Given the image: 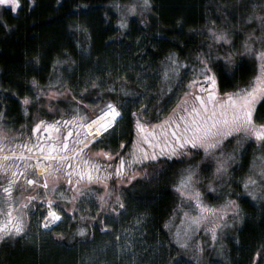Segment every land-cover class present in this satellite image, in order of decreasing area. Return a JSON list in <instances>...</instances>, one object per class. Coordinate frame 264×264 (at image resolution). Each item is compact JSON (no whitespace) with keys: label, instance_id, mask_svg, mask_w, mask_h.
<instances>
[{"label":"trees","instance_id":"obj_1","mask_svg":"<svg viewBox=\"0 0 264 264\" xmlns=\"http://www.w3.org/2000/svg\"><path fill=\"white\" fill-rule=\"evenodd\" d=\"M121 1L126 0H21L17 13L14 14L9 8L1 10L0 82L7 91V97L1 99L0 109L5 113L8 123L15 125L25 122L23 98L31 97L35 90L39 92L44 88L53 79L57 63L63 62L62 81L65 89H71V92L55 100L54 105L58 108L65 106L69 110L73 106V97L82 102V108L87 110L92 103L106 100L117 104L123 102L122 128L117 129L116 134L107 140V147L99 144L90 147L89 151L103 147L117 150L119 155L124 156L133 143L135 120L139 118L148 127L152 126L173 107V100H169L175 93L173 86L164 82L168 88L165 92H158L161 79L155 69L170 65V55L181 68L186 64L198 63L200 54L209 57L206 49L209 43H214V39L207 32L214 22L222 21L229 30L234 31L233 42L237 45L248 35L246 31L255 29V34L260 35L255 28L256 23L249 21L245 24L241 14L246 18L253 4L257 5V14L264 10L263 0H150L149 12L143 20L131 18L128 30L121 33L115 20L104 12L107 5ZM238 22L240 27H236ZM72 25L83 26L88 34L89 42L88 45L84 44L83 50L80 49V39L70 30ZM123 41L129 45L125 53L128 54L127 60L119 58L116 53L117 49H120L119 52L123 50L119 46ZM37 57L39 63H36ZM214 63L223 65L224 61L220 59ZM116 67L120 69L116 70ZM251 74L250 65L241 62L233 71V76L225 77L220 72L219 87L223 91L229 90L238 83H246ZM97 77L103 82L93 90L90 81ZM33 80L38 87L33 86ZM82 89L87 91L82 92ZM40 105H49L46 96L35 106L29 107L30 110L27 108L31 114H35V120L49 122L60 116L58 111L49 113ZM256 116L264 122V100L258 104ZM43 131L44 128L40 134ZM121 141L125 144L122 149ZM148 145L145 147L147 151ZM251 146L249 144L243 156H240L244 157L243 173L233 176L243 177L248 173ZM253 151L264 155L263 149ZM183 162L182 159L160 156L156 161L133 166L142 169L144 176L130 183L128 190L123 192L124 202L129 201L145 216L148 223L147 238L150 241L162 237L161 242L170 243L171 235L166 225L182 202L180 194L173 191L172 183ZM259 194L255 201L246 195L238 199L240 227L234 238L229 235L225 237L222 257L225 264H264V186L260 187ZM171 246L176 254H181L177 246ZM195 249L210 255L204 244L200 249ZM29 252L30 264H64L60 263L61 256H57L56 250L57 255L55 253L51 258L37 249H29ZM189 258L188 255L179 256L181 262L192 264ZM154 261L162 264L157 258ZM5 264L12 263L6 260Z\"/></svg>","mask_w":264,"mask_h":264},{"label":"rangeland","instance_id":"obj_2","mask_svg":"<svg viewBox=\"0 0 264 264\" xmlns=\"http://www.w3.org/2000/svg\"><path fill=\"white\" fill-rule=\"evenodd\" d=\"M58 1L60 2L61 0ZM133 6H135L134 12L130 10ZM262 6L264 7V0L262 2ZM3 8L8 7L6 5H0V12ZM18 8L13 11L14 14L17 13ZM149 9L150 6L145 7L143 0H126L107 5L104 12L115 20V25L119 27L122 30L121 33H123L128 30L131 18L137 17L140 21H142L149 12ZM122 21L127 23V27L122 28L120 26V22ZM211 26H214V28ZM211 26V28H208L207 32L210 37L212 36L213 38V34L209 31V29L214 30L216 33L226 31L229 33L233 41V36L235 34L234 31L229 30V28H227L222 21L221 23L214 22ZM240 26L241 24L238 22L236 27ZM255 28L259 31L258 26ZM70 30L75 32L78 40L80 39V49L85 43L88 45L87 42H89V37L83 26L80 25V28H77L76 25H72ZM252 31L253 30H249L246 32L249 34ZM244 40L238 43L239 46L235 42L230 45H225L223 42L215 40L214 43H209L206 52L209 55L207 58L210 66L215 65L214 62H216L217 57L222 58L226 53H231L232 63L228 65L226 71L222 72L225 77L233 76V71L241 62H247V64L250 65L252 72L246 83H238L233 88L225 91L221 89L222 92H220V88L218 86L220 85L221 71L219 68L213 67V71L217 73V90L215 89L217 95L215 99L211 101L208 100L207 96L208 91L211 90L208 87V82L203 81L202 77L198 76L201 69V64L198 58L199 56L197 57L198 63L195 65L186 64L181 68L179 64L173 65L171 63L170 65H163L156 68L155 70L159 72V76H157L161 79L158 86V92H165L164 90L168 88L164 82H167L169 86H173V92L175 93L173 97H169V100H173L174 104L172 109L168 111L166 115L159 117L158 121L153 124L158 126L155 129H153V125L148 127V125L144 123L146 125V133L150 134L155 131L157 136H160L162 132L159 125L162 121L168 120L169 117H171V122L169 123L167 129V139L172 142L169 145V147H171L174 145L175 141L170 133L175 128V125L179 123L181 125L180 131H183L184 122L179 121L178 117L185 115V110L190 112L193 107H201L200 101L197 97H202L207 106L211 108L213 104L219 106L220 104L226 103V93L236 94L238 89L250 90L254 86L258 88L264 86V67H262V65H264V61L254 55L245 54L243 47ZM250 43H253L257 50L262 47V45L256 42L250 41ZM119 46L120 48L123 47V50L121 49V52H119L120 49H117L116 53L118 57L127 60L128 54L125 53L129 50V45L123 41V43L119 44ZM98 64L99 62L97 61V65ZM63 65V62L57 63L54 68L52 76L53 79L43 86L45 89H49L50 91L56 90V81L58 79L63 80L64 78V72L62 69L64 67ZM173 68H178V71H173ZM119 69V67H116V70ZM165 72H167V76H165ZM257 77H260L259 81L256 79ZM193 80H196L197 83L190 85L189 82ZM201 84H203V91L200 87ZM44 88H41L40 91L44 90ZM6 97L7 91L0 82V105H2L1 99ZM262 100H264V97H257L254 112V119L257 124L264 123L256 116L258 104ZM107 101L108 100L104 102L92 103L89 110L82 108L81 106V112L91 116L92 114H95L96 110L103 106ZM73 107L74 105L70 106L69 110L65 106L59 107L58 112L60 116L55 120H70L72 116L75 115L72 111ZM44 109L48 111V106H44ZM122 118L119 119L117 126L118 130L122 128ZM188 119H190V117H188ZM136 121L137 119L134 123V130H132L134 137L132 146L126 154H124L126 160L127 157H129V160L132 159L131 154L133 152L139 155L140 149L147 146V142L142 141L141 135L136 130ZM37 122L38 120H35L31 126L29 124L12 125L7 122L5 113H3L1 108L0 138L6 137V139H3V143L5 145L15 146L14 150L17 155L23 154L28 150L19 147V145L24 144L19 141H22L20 140L21 138L25 139L23 137L25 135V137H27L30 131L31 134L29 136L31 138H35L36 143L40 141V131H42L43 128L38 129L36 132L32 131ZM52 135L56 136L58 134L54 132ZM149 139L153 140V143L157 140L156 137L151 135H149ZM217 139H219V137H217ZM24 141H26V139ZM25 143H28V145L31 146L35 144L34 140L31 141V144L29 140ZM163 144L164 140L160 139L158 145H156L155 151L159 152L161 147H163ZM249 144H252L251 149L249 148L252 156L247 171L248 173H245L246 175L244 174L245 176L243 177H235L233 175L243 173L245 164L244 157L242 158L240 156H243L244 151ZM75 147L76 145L71 142L68 152H71V150ZM148 147V153L151 154L153 146L148 145ZM100 149H103V147H98V149L94 151L88 150L85 153V159L95 156ZM254 149L264 150V142L249 136L244 131H240L232 132L231 135L226 136L217 150L207 154L202 148L193 151L191 146H189L188 151L192 153L191 156L184 155L183 153L176 156H163L169 159H182L184 161L178 169V176L172 183L173 191L180 194L182 202L173 215V219H169L170 221L168 220L166 227L169 231V236L171 235L170 243L177 246L183 256L188 255L192 264H225L222 259L225 252V237L229 235L234 238L236 231L240 227V212L239 216H237L228 202L235 201L238 206V199L240 197H244L245 195L255 201V199H257L260 195V187L264 186V178L261 176L262 171H264V155L261 154V152L253 151ZM164 150L166 152L168 151L167 148ZM115 152H117V150H115ZM11 154L12 151H10L7 147L0 150V155ZM38 155L40 154L36 152L33 154V157ZM195 155L197 156L194 158ZM158 157H160V155H157V158ZM218 160H223L225 164V170L221 174H217L216 172ZM13 162L18 161L10 160L5 163L12 164ZM97 162L101 164L119 163V161L115 158L113 160L101 158ZM35 163L36 161L33 159L31 164L33 165ZM78 163H80L79 160L71 162L72 165ZM145 163L147 162H144V164ZM189 168L194 170V180L188 189V192L191 193L193 190L199 191L201 201L207 208L212 209V212L205 211L201 213L194 200H190L187 196L181 195V191L178 186L181 178L186 176V170ZM139 169V167L133 168L132 166L127 170L128 175H133L136 172L142 173V169H140V171ZM38 170L39 167L35 168L34 173H31L28 178L34 179L37 175H39ZM66 170L68 169H65L64 171ZM105 170L108 169H102V171ZM57 176H59L58 190L66 191V193L70 196L74 195V191L66 182L64 172H60L58 175H55L53 171L48 177L49 183L51 184L55 181ZM143 176L144 175L137 176L133 181L136 179H142ZM249 177L256 180V184L249 185L245 188V181ZM8 178H10V173L5 174L0 172V205H2V202L6 198V194L3 192V187L6 186ZM72 180L75 182V175H73ZM42 183L43 177H41V185ZM129 185L130 183L126 182V178L118 180L115 177L102 179L99 182L93 181L90 184L87 181L82 182L79 185L81 190L85 191L90 189L95 195L85 196L82 199H77L75 201L64 202L61 200L60 203L64 204L66 208L72 209L75 207V210L66 212L62 221H59V223L48 232L43 229V216L46 215V212L39 207V201L32 202L36 205V207L29 206L28 208H24L22 211L15 210L13 212L14 216L23 217L25 232L19 234L18 237L10 238L6 241H0V264H5L6 260L12 264H30L29 249H37L39 253H46L49 258L57 252L58 255L57 253L56 255L61 256V259H59L60 263L64 264H158L157 261L152 262V260L156 258L161 260L162 264H185L179 259L181 254H176L170 243L165 244L160 241L162 240V237L160 240L156 239L157 241H150L147 238V219L143 214H140L139 209L134 207L129 201L125 202L126 207L118 213H113L111 211V209L118 207V205L114 203L117 196H120L124 201L123 192L128 190ZM253 193H255V195H253ZM37 195H45L42 187L37 188L35 186H29L27 185L25 178H22L17 181L16 185L13 187L12 199L14 201V207L16 204L28 203L27 197ZM47 195L51 198H55L50 190ZM101 196H103L105 201H107L103 207H101L102 201L99 199ZM201 215L205 217L202 220L200 219ZM93 217H95V219H93ZM193 218L198 220L199 223H194ZM137 220H139V223L136 222ZM4 221L5 214L0 212V223H4ZM105 224L108 226L107 228L104 227ZM8 227H11V224H8ZM81 228L86 230L83 235L79 232V229ZM213 229L215 230V240L212 236ZM202 244H204V248L210 251L209 256H207L204 251L201 252V250H199L198 252V250L195 249H200ZM204 256H207V258H204Z\"/></svg>","mask_w":264,"mask_h":264},{"label":"snow or ice","instance_id":"obj_3","mask_svg":"<svg viewBox=\"0 0 264 264\" xmlns=\"http://www.w3.org/2000/svg\"><path fill=\"white\" fill-rule=\"evenodd\" d=\"M34 2V0H32ZM20 0H0V5H6L10 10L15 11L19 7ZM145 7L150 6V0H143ZM256 4L252 5V11L249 12L245 18L244 14H241V18L244 23L247 24L249 21L256 22L260 31V35L255 34V29L250 32L244 40L243 47L245 54H251L264 61V10L259 14L256 13ZM131 11H135V6H133ZM7 26V25H5ZM120 26L127 27L126 22H120ZM80 28V25H76ZM213 34L215 41L223 42L225 45H230L233 43L228 32L216 33L214 30L209 29ZM252 42L259 43L262 47L257 50ZM199 61L201 64L200 72L198 76L202 77V80L208 82V87L211 89L208 91V100H214L217 93L215 91L217 86V73L213 71V67L219 68L221 72L226 71L229 64L232 63L231 53H226L222 58L217 57V60L222 59L224 61L223 65L219 63L210 66L209 60L203 55H199ZM169 60L173 65L178 62L169 56ZM36 63H39V58H36ZM74 63V62H73ZM264 67V65H262ZM173 71H178V68H173ZM167 76V72H165ZM119 78V77H118ZM258 81L260 77L256 78ZM99 81V83H98ZM102 79L97 77L96 79L90 81V87L95 90L100 87ZM191 84L197 83L196 80L190 81ZM34 87H38L35 80L32 81ZM51 87V86H50ZM203 91V84L200 85ZM111 89V86H109ZM55 91H50L49 89L41 90L40 92H34L31 97L25 96L22 100V104L27 108L33 107L37 104L39 100L43 97H47L49 101L48 112L55 113L58 111V106L54 105V101L61 96H65L71 92V89H65L64 82L62 80L56 81ZM59 89H65L60 91ZM114 91V89H111ZM82 92H86L87 89H82ZM227 96V102L220 104L219 106L213 104L211 108L207 106L205 100L202 97H197L200 101V108L193 107L190 112L185 110V115L178 117L179 121H183V131L181 132V125L177 123L175 128L171 131L170 135L174 138V145L169 147L172 143L168 141V125L171 122V117L168 120L162 121L159 127L161 128L162 134L157 136V133L153 131L150 134L146 133V125L141 122L138 118L136 121V130L141 135L142 141L147 142L149 145L153 146V151L151 154L148 153L147 149L141 148L140 154L137 155L135 152L131 154L132 159L126 160L124 156L119 155L118 152L113 150L100 149L99 152L93 157L85 159V153L90 149V147H95L99 144H105L107 147V140L111 139L113 135L116 134L119 119L123 117V102L117 104L112 100H108L103 106L96 110L94 115H87L81 112L82 102L77 101L75 97L72 99V104L74 107L72 111L75 115L72 116L70 120H53L47 122L43 119L38 120V122L33 127L32 131L36 132L38 129L44 128L45 132L48 133V138L53 141V143H46L38 141L29 147L28 143L19 145L29 152L35 150L40 155L38 156H25L23 154L17 155L15 153V146L5 145L3 143L4 138H0V150L7 147L12 151L11 155H0V172L10 173V178L6 181V186L3 187V192L6 194L5 200L0 205V212L5 214L4 223H0V241H6L10 238L18 237L19 234L25 232L23 217L14 216L13 212L15 210H23L29 206L36 207L32 202L39 201V207L46 212L43 216L45 228H50V226L55 225L57 222L62 221L64 214L66 212H71L75 210V207L68 209L61 204L60 201L64 202L75 201L77 199H82L85 196L95 195L90 189L82 191L79 185L87 181L89 184L93 181H101L106 178L125 179L127 183H131L135 177L142 176L143 173L136 172L133 175H128V169L134 165H143L144 162L156 161L157 155L160 156H176L183 153L184 155L191 156V152L188 151L189 146L192 150L203 149L204 152L210 153L217 150L222 144L224 138L232 134V132L244 131L249 136L256 138L257 140L264 142V123L257 124L254 119V112L256 108L257 97H264V86L262 87H252L249 89H238L236 94H225ZM99 99V96H97ZM44 107V105H40ZM143 108V106H142ZM145 111L147 109H144ZM135 115V113L133 114ZM190 117V119H188ZM153 129L158 127L157 125L152 126ZM63 129V131H62ZM55 132L58 135L53 136L52 133ZM149 135L157 138L156 144L153 140L149 139ZM75 138L71 142L76 145L74 149L71 150L69 155H62L60 153L69 151L70 138ZM219 137V139H217ZM163 139L164 144L161 147L159 153L155 151L156 145L159 140ZM125 147L123 141L120 142V148ZM167 148L166 152L164 149ZM101 158L106 160L118 159V164H101L97 161ZM35 160L36 163L33 165H27L24 168L19 167L14 164H6L7 161H28ZM74 160H79L80 163L72 165L70 162ZM55 165V167H54ZM43 167L44 172L37 175L34 179L28 178L31 173L34 172L35 168ZM68 169L67 171H64ZM79 169V170H77ZM102 169H108L102 171ZM225 170V164L223 160L217 161V174H221ZM55 171L60 173L64 171L66 177V182L69 187L74 191V195H68L66 191L58 190L59 176L51 184L49 183V175ZM75 175L76 180L73 182L72 177ZM23 176L26 180L27 185L35 186L37 188L43 189L45 195L29 196L27 197L28 203L16 204L14 207V201L12 199L13 187L16 185L17 181ZM262 178H264V171L261 173ZM41 177H43V183L41 185ZM194 180V170L189 168L186 170V176L182 177L179 184V190L182 196H187L188 199L194 200L196 205L199 207L200 212L205 211L212 212V209L207 208L200 199L199 191L193 190L191 193L188 192L192 182ZM256 180L249 177L245 181V188L249 185H255ZM51 191L55 198L49 197L47 193ZM255 195V193H253ZM99 199L102 201L101 207L107 203L104 197L101 196ZM118 207L111 209L113 213H118L126 207L125 202L120 196L116 197L114 201ZM229 205L232 206L233 211L239 216V207L236 205L235 201H229ZM203 215L200 219H204ZM95 219V217H93ZM194 223H199L198 220L193 218ZM139 223V220L136 221ZM11 224V227H8ZM105 228L108 226L105 224ZM85 229H79L81 235L85 233ZM213 239L215 240V230L212 233Z\"/></svg>","mask_w":264,"mask_h":264},{"label":"flooded vegetation","instance_id":"obj_4","mask_svg":"<svg viewBox=\"0 0 264 264\" xmlns=\"http://www.w3.org/2000/svg\"><path fill=\"white\" fill-rule=\"evenodd\" d=\"M219 87V86H218ZM220 88V87H219ZM218 88V89H219ZM216 90H217V86H216ZM220 92H222V90L220 89ZM213 103V102H212ZM28 110H30L29 108H28ZM24 111L25 113H24V115H23V118H24V125H27V120L29 121L28 122V124L31 126L32 124H33V122L35 121V114L34 113H30V111ZM56 119V118H55ZM55 119H53V120H55ZM50 122V121H49ZM54 133V132H53ZM31 134V131H30V133L27 135V137H23V138H25L26 139V141H24L25 139H20V140H22V141H19V142H22V143H25V142H27V140H29V142H30V144H31V141L32 140H34V143L36 144V141H35V138H31L29 135ZM1 135V134H0ZM28 138V139H27ZM32 139V140H31ZM39 139H40V141L41 142H46V143H53V141H51L49 138H48V133L47 132H45V131H43V132H41V134H40V137H39ZM73 139H75L74 137L73 138H70V143H71V141L73 140ZM29 147H31V145H29ZM24 149V148H23ZM36 153V151L35 150H33V151H31V152H29V151H27V152H25V153H23V155H25V156H33V154H35ZM69 153L70 152H63V153H61L62 155H69ZM31 162H32V160H28V161H18V162H13L12 164H14V165H18L19 167H21V168H24L25 166H26V164L27 165H32L31 164ZM71 162H73V161H71ZM70 162V163H71ZM42 167V166H41ZM41 167H39V170H38V172H40V168ZM43 168V167H42ZM44 169V168H43ZM67 171V170H66ZM62 172H64V171H62ZM1 173H3V172H1ZM34 173V172H33ZM54 173H55V175H58L59 173H56L55 171H54ZM5 174H7V173H5ZM22 178H24L23 176H21V178H20V180L22 179ZM48 232V231H47Z\"/></svg>","mask_w":264,"mask_h":264},{"label":"water","instance_id":"obj_5","mask_svg":"<svg viewBox=\"0 0 264 264\" xmlns=\"http://www.w3.org/2000/svg\"><path fill=\"white\" fill-rule=\"evenodd\" d=\"M45 223H46V222L43 220V222H42L43 229H44L45 231H50V230H52V229L55 227V225L58 224L59 222H57L55 225L50 226V228H45V227H44V224H45Z\"/></svg>","mask_w":264,"mask_h":264},{"label":"bare ground","instance_id":"obj_6","mask_svg":"<svg viewBox=\"0 0 264 264\" xmlns=\"http://www.w3.org/2000/svg\"><path fill=\"white\" fill-rule=\"evenodd\" d=\"M43 172H44V169L41 167L39 173L41 174V173H43Z\"/></svg>","mask_w":264,"mask_h":264}]
</instances>
